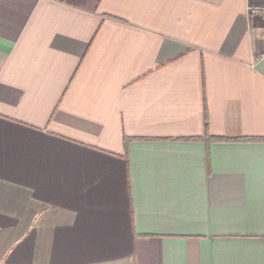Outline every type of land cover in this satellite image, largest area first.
Wrapping results in <instances>:
<instances>
[{
  "label": "crops",
  "instance_id": "obj_1",
  "mask_svg": "<svg viewBox=\"0 0 264 264\" xmlns=\"http://www.w3.org/2000/svg\"><path fill=\"white\" fill-rule=\"evenodd\" d=\"M263 4L0 0V264H264Z\"/></svg>",
  "mask_w": 264,
  "mask_h": 264
},
{
  "label": "built area",
  "instance_id": "obj_2",
  "mask_svg": "<svg viewBox=\"0 0 264 264\" xmlns=\"http://www.w3.org/2000/svg\"><path fill=\"white\" fill-rule=\"evenodd\" d=\"M264 11V4L262 6H256L251 8V12L259 13Z\"/></svg>",
  "mask_w": 264,
  "mask_h": 264
},
{
  "label": "trees",
  "instance_id": "obj_3",
  "mask_svg": "<svg viewBox=\"0 0 264 264\" xmlns=\"http://www.w3.org/2000/svg\"><path fill=\"white\" fill-rule=\"evenodd\" d=\"M208 119H207V116H206V119H205V128L208 129Z\"/></svg>",
  "mask_w": 264,
  "mask_h": 264
}]
</instances>
